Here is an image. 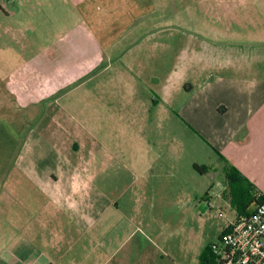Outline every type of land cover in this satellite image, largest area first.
<instances>
[{"label":"crops","instance_id":"0c3cea01","mask_svg":"<svg viewBox=\"0 0 264 264\" xmlns=\"http://www.w3.org/2000/svg\"><path fill=\"white\" fill-rule=\"evenodd\" d=\"M159 3L0 0V83L30 117L0 133V264H143L193 204V133L264 196V47L227 28L177 55Z\"/></svg>","mask_w":264,"mask_h":264},{"label":"rangeland","instance_id":"374dc122","mask_svg":"<svg viewBox=\"0 0 264 264\" xmlns=\"http://www.w3.org/2000/svg\"><path fill=\"white\" fill-rule=\"evenodd\" d=\"M158 8L160 12L155 19H158L161 26L167 25L166 30L170 32L154 39L167 41L169 40L167 36L175 33L170 40L176 44L174 51L177 55L182 50V43L188 40L192 42L188 50L204 51L202 48L208 47L210 51V47L215 46L211 42H216L217 34H221L220 32L227 28L235 29L236 33L242 36V39L241 37L238 39L264 47V43H258L259 40L264 41V0H160ZM153 19L147 23H154ZM35 20L38 23H35ZM39 20V16L33 17V24L37 28ZM29 36L30 39H26L29 44L40 40L38 33ZM40 44L37 43L36 47L33 45L32 53L39 52ZM16 55L20 61L22 54L19 46L16 48ZM30 56L31 53H28L27 58ZM193 70L199 71V67L194 65ZM195 90L198 88L195 87ZM4 100L8 104L3 106L1 103H4ZM29 118L27 108L19 105V102L6 91L5 85L0 83V133L7 132L9 130L7 126L10 124L28 121ZM177 135H180L179 130ZM192 135L194 137L192 143L178 144V152L181 157L186 158L187 169L189 165L193 171L190 182L193 204L182 208V216L176 212L167 223L161 221L159 232L152 233V241L147 242L149 248L153 246L154 248L153 251L145 253L143 264H200L212 245H221L220 240L226 225L235 219L236 212L230 198L225 194L227 186L224 185L226 166L224 160L218 158L211 150L207 154L198 135L194 133ZM2 147L0 146V152L3 150ZM189 159L192 160V165L188 163ZM193 160L200 162L201 165L208 164L210 172L206 176L199 174L194 169L197 163ZM186 162H183L182 169L185 168ZM203 191L210 192L213 204L205 213L201 209L199 199L201 196L205 197Z\"/></svg>","mask_w":264,"mask_h":264},{"label":"built area","instance_id":"2783aa9c","mask_svg":"<svg viewBox=\"0 0 264 264\" xmlns=\"http://www.w3.org/2000/svg\"><path fill=\"white\" fill-rule=\"evenodd\" d=\"M212 245L214 264H264V203L256 204Z\"/></svg>","mask_w":264,"mask_h":264},{"label":"trees","instance_id":"16d2710c","mask_svg":"<svg viewBox=\"0 0 264 264\" xmlns=\"http://www.w3.org/2000/svg\"><path fill=\"white\" fill-rule=\"evenodd\" d=\"M220 158L226 164L224 172L227 191L225 194L230 198L238 215L247 216L256 204L264 203V196L235 167L231 166L226 159ZM194 169L201 175L209 172L208 167L197 164L194 165ZM200 264H214L211 248L208 249V253L203 257Z\"/></svg>","mask_w":264,"mask_h":264}]
</instances>
